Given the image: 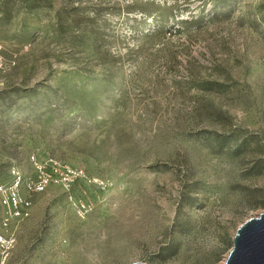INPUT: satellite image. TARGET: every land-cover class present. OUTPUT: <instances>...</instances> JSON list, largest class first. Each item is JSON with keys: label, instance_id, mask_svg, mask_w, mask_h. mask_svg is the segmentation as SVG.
I'll use <instances>...</instances> for the list:
<instances>
[{"label": "rangeland", "instance_id": "1", "mask_svg": "<svg viewBox=\"0 0 264 264\" xmlns=\"http://www.w3.org/2000/svg\"><path fill=\"white\" fill-rule=\"evenodd\" d=\"M219 2L0 0V182L106 181L35 194L4 264L225 263L264 211V0Z\"/></svg>", "mask_w": 264, "mask_h": 264}, {"label": "built area", "instance_id": "2", "mask_svg": "<svg viewBox=\"0 0 264 264\" xmlns=\"http://www.w3.org/2000/svg\"><path fill=\"white\" fill-rule=\"evenodd\" d=\"M33 175H24L13 167L8 179L0 182V201L5 207L0 228L9 229L11 219L22 220L30 216L33 206V196L45 191L50 185L71 186L79 179H86L97 186H103L106 181L100 177L88 176L82 168L62 165L56 159L46 161L32 156ZM15 242V232L4 234L0 232V255L6 253ZM0 264L4 259L0 258Z\"/></svg>", "mask_w": 264, "mask_h": 264}, {"label": "water", "instance_id": "3", "mask_svg": "<svg viewBox=\"0 0 264 264\" xmlns=\"http://www.w3.org/2000/svg\"><path fill=\"white\" fill-rule=\"evenodd\" d=\"M224 264H264V211L258 217L248 219L237 229Z\"/></svg>", "mask_w": 264, "mask_h": 264}, {"label": "trees", "instance_id": "4", "mask_svg": "<svg viewBox=\"0 0 264 264\" xmlns=\"http://www.w3.org/2000/svg\"><path fill=\"white\" fill-rule=\"evenodd\" d=\"M226 2H227V0H220L219 3H226ZM141 13L142 14H141L140 20L143 23H145V27H146V28H144V30H146L148 33H155L156 32V29L158 28V25L157 24L152 25V23H149L148 19L149 18H152L153 20H157V21L159 19L158 18L155 19V17H152L153 13L150 12V11H148V10H142ZM160 20H161V18H160ZM142 22L139 23V24H142ZM151 26L153 27L152 29H151ZM213 134H214V137H215L216 141H218L220 143V146L221 147H229V146H232V142H234V141L237 142V143L239 142L238 141L239 139H236V138L233 139L232 138V140H230V138L226 137L222 133H213ZM261 204L264 207V202H262Z\"/></svg>", "mask_w": 264, "mask_h": 264}]
</instances>
